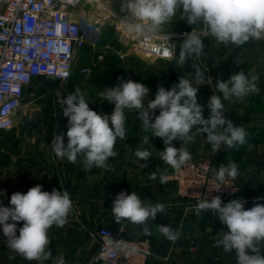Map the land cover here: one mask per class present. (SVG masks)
<instances>
[{
    "label": "clouds",
    "instance_id": "clouds-1",
    "mask_svg": "<svg viewBox=\"0 0 264 264\" xmlns=\"http://www.w3.org/2000/svg\"><path fill=\"white\" fill-rule=\"evenodd\" d=\"M122 8L128 13L122 22L138 34L160 30L180 11L188 25H202L203 31L213 36L217 43L241 46L250 39H264V0H122ZM203 48L199 34L193 31L185 33L177 63L183 65L193 57H201ZM173 54L172 51L163 53L168 59ZM194 67L200 86L204 73L199 66ZM257 79L256 76L250 79L241 71L231 75L227 81L217 80L216 87L224 100L232 97L243 99L249 93H259L255 83ZM149 91L144 83L130 79H121L117 86L105 89L102 91L103 100L114 104L110 116L91 110L77 89L75 93L61 97L58 103L68 120L67 143L64 133L54 132L51 147L56 157L74 164L78 156H83L84 170L93 166L108 170V159L117 155L114 151L117 138H126L125 110L136 112L145 131L151 130L154 137L162 138L165 148L164 151H157L160 159L177 172L192 159L185 145L195 138L191 134L193 128L197 133L206 134L213 155L220 152L222 146L232 148L245 143L246 130L226 119L224 104L219 96L209 98L207 108L210 112L207 118L204 117V106L198 102L199 87H194L184 76L169 90L159 86L154 99H147ZM157 109L159 115H156ZM176 140L182 142L181 147L173 146ZM143 142L149 144V137L145 136ZM134 155L147 162L151 152L137 149ZM141 167H147V163ZM237 176L235 162L228 166L220 165L216 173L217 180L221 182L226 177L235 180ZM149 179H156L155 171ZM166 180V177H161V183ZM147 201L142 202L134 191L131 194L121 191L113 201L111 212L117 223L127 220L143 225L144 234L151 235L147 222L154 221L157 214L164 212L165 206L161 203L152 205ZM245 203L234 199L224 204L219 196L209 198L205 195L194 211L198 216L202 211H211L227 226V232L216 234L219 239L214 246H222L228 253L235 252L237 264H264V256L260 254L264 244V204L255 203L246 210ZM72 207L67 190L53 189L48 192L42 190V185H37L26 194H12L10 206L0 205V228L7 247L25 260L43 264L52 256L49 230L54 225L63 227ZM20 221H23V226L18 229L17 235V222ZM158 230L173 243L179 239L180 234L169 226L158 225ZM247 250L254 254H248ZM56 264H65L62 254Z\"/></svg>",
    "mask_w": 264,
    "mask_h": 264
},
{
    "label": "crops",
    "instance_id": "crops-1",
    "mask_svg": "<svg viewBox=\"0 0 264 264\" xmlns=\"http://www.w3.org/2000/svg\"><path fill=\"white\" fill-rule=\"evenodd\" d=\"M244 46H248L249 50L261 46L263 50L264 39H250ZM244 46H239L238 49L242 50ZM262 52L261 59L256 63L235 65L233 70L234 74L244 72L250 79L253 76L258 77L255 83L259 93H249L243 99L232 97L230 100H224L221 93L225 117L246 130L245 143L232 148L222 146L220 152L213 155L211 151L212 154L209 155L211 157L207 158L212 160L215 173L218 172L220 165L228 166L235 162L238 167V176L235 180L240 186L241 196L249 198L264 194V50ZM228 68L229 66L226 65L223 67V69ZM38 78L40 77L35 78L34 81ZM40 93L41 88L31 85L26 90L25 99L27 95L33 96L31 102H36L35 99H39ZM25 106L28 105L24 104L17 114L15 126L0 133V205L10 206L12 194L16 192L26 194L31 187L42 185L43 191L67 190L71 199L79 203V210L86 207L87 200L90 205V218L97 219L95 215L98 208L97 192L113 184L115 175H119L117 173L121 170L120 175L127 180L124 183L128 185V188L130 183L132 187H136L135 191L142 202L148 200L147 203L152 205L161 203L165 206V210L157 214L154 221L147 222L151 235L144 234L143 225H135L127 220H122L115 230L125 226L127 236L147 238L152 241L159 256L147 264H205L202 259L196 260V254L193 253L195 245L207 247L209 243L216 242L219 239L216 234L226 230L227 226L222 224L218 216L211 211H202L199 216L196 215L195 207L177 195L172 181L166 180L165 183H161V177H167L174 170L164 161L158 160L160 157L158 152L164 151L165 148L162 138L154 137L151 130L145 131L140 126L132 131L126 130V136H132V140L127 139L130 142L127 144L126 139L118 140L117 138L114 147L117 155L110 157L107 161L110 168L105 170L93 166L86 171L83 156H78L77 162L73 164L66 159L57 158L52 150L54 132L64 133L65 143H67V129L30 126L34 111L24 110ZM19 119L26 120V125H21ZM145 136L149 137V144L143 142ZM173 146L181 147L175 144V141ZM185 147L192 159H200L192 156V142L190 146L185 145ZM137 149L151 152L147 162L135 157L134 153ZM144 163H147V167H141ZM158 165L160 167H157ZM114 166L119 170H113ZM136 167L142 169V172L137 178L135 175L130 177L129 169ZM158 168L159 174H156V179H149L152 172H157ZM254 205L255 203H246L245 209H250ZM101 221L111 222L108 215L101 217ZM158 225L169 226L180 234L179 239L174 243L168 240L160 233ZM22 226L23 221L17 222V235H19L18 229ZM69 229L66 225L63 227L54 225L49 230L48 235L51 241L49 248L52 256L43 264H56L61 254L65 264H89L91 255L98 250V241L96 239L91 241L86 249L87 257L83 258L82 253L85 249L80 241L82 237L69 241L66 234L64 236ZM54 235H56L55 239L52 238ZM0 248L7 253L3 256L4 262L0 264H39L37 261L25 260L8 248L2 228H0Z\"/></svg>",
    "mask_w": 264,
    "mask_h": 264
},
{
    "label": "built area",
    "instance_id": "built-area-1",
    "mask_svg": "<svg viewBox=\"0 0 264 264\" xmlns=\"http://www.w3.org/2000/svg\"><path fill=\"white\" fill-rule=\"evenodd\" d=\"M103 1L0 0V133L15 126L26 90L35 78L70 81L79 52L90 40L93 44L102 42L103 25L113 14L101 7ZM89 5L94 12L91 18L79 11ZM115 30L146 58L175 57L176 43L168 34H138L119 19ZM165 51L174 53L171 59L164 57ZM80 73L89 78L91 69L83 65ZM166 178L175 184L177 195L193 207L205 195L219 196L224 204L234 199L264 204V194L242 197L236 180H217L211 159H191L179 172L173 170ZM92 236L99 247L89 264H147L159 256L150 239L127 236L125 226L115 230L102 224Z\"/></svg>",
    "mask_w": 264,
    "mask_h": 264
},
{
    "label": "rangeland",
    "instance_id": "rangeland-1",
    "mask_svg": "<svg viewBox=\"0 0 264 264\" xmlns=\"http://www.w3.org/2000/svg\"><path fill=\"white\" fill-rule=\"evenodd\" d=\"M101 7L108 8L113 12L111 18L103 25L102 42L100 44H93L90 40L87 46L79 52L75 61L72 79L66 83H62L52 78L40 77L32 83V86L41 88V93L38 96L39 99H35L36 102H31L34 97L32 96V98L27 95L23 103V105H28L24 107V110L28 109V112L34 111V118L31 120L30 126L67 129L68 120L63 116L58 100L67 94L75 93L76 89L84 96L91 110L96 111L98 114L103 113L110 116L114 111V104L103 100L102 91L117 86L121 79H130L135 82L144 83L150 90L147 99H154L159 86H163L166 90H169L174 84L178 83L181 76L189 79L194 87H199L198 102L204 106L203 115L207 118L210 112L207 108L209 98L212 95H217L221 98V93L216 87L217 80L224 81L230 79L231 75L234 74L235 65L256 63L261 59V54L264 50H262L261 46L256 47L254 50H249L248 46H244V44L241 45L244 46L242 50H239L238 48L240 47L234 44L224 45L223 43H217L213 36L203 31L202 25H188L182 13L177 11L176 15L167 24L155 32L168 34L175 41L176 54L174 59L160 60L146 58L138 53L132 42L123 40L120 33H117L115 30V23L118 19L119 22H122L128 15L127 10L122 8V0H104ZM79 11L82 13L86 12L88 18H91L92 14H94L93 8L90 5L79 9ZM131 23L136 22L132 21ZM191 31L200 35L204 45L203 54L199 58L193 57L183 65L178 64L177 61L184 34L191 33ZM105 45H109L110 47L105 48ZM101 54L103 55L102 57H100ZM83 65L91 69L89 78L82 76L80 73ZM194 65L199 66L201 72L204 73L200 78L203 83L200 86L197 82ZM225 65L229 66V68L223 69ZM147 99L145 103H147ZM156 115H159L158 109L156 110ZM125 116L126 130L132 131V129L138 126L143 127L142 121L137 118L136 112L125 110ZM21 120L19 119L20 124L26 125V120ZM191 134L195 137L192 141V156L200 159L210 158L211 156L209 155L212 154V147L206 140V134L197 133L195 128H193ZM125 139L127 144H130L127 139L129 141L132 140V136H126ZM118 140L120 139L118 138ZM181 143L180 141H175V144L181 145ZM187 145L190 146V143ZM159 159L160 157H158ZM157 167L160 166L158 165ZM139 169L137 167L129 169V176L134 177L135 175V178H137L138 174L142 172V169ZM113 170L118 171L119 169L114 166ZM120 172L121 170L117 173L119 175H115V182L113 184L97 192L98 208L95 213L97 219L90 218V205L87 200L85 203L86 207H82L81 210L78 208L79 203L72 200L73 207L65 224L70 229L64 233V236L66 234L69 241L82 237L80 241L82 242L83 249H85L82 253L84 255L83 258L87 257L85 255L87 246L94 240L92 234L100 225L107 224L113 229L119 226L120 222H116L111 212L116 195L121 191L127 194H131L132 191L136 192V187H132L131 183L130 188L127 187L128 185L124 183L127 180L123 179ZM156 174H159V168ZM107 215L111 222L106 223L101 221V217ZM221 231L227 232L228 229ZM55 237L56 235L52 238L55 239ZM211 243L207 247H196L195 245L193 253L196 254V260L202 259L205 264H237L235 252H225L222 246L215 247V242L213 241V245ZM247 251L250 255L254 254L251 250ZM260 254L264 256V244L261 245ZM4 255H7V253H5L3 248H0V261L2 260L0 263L4 262Z\"/></svg>",
    "mask_w": 264,
    "mask_h": 264
}]
</instances>
